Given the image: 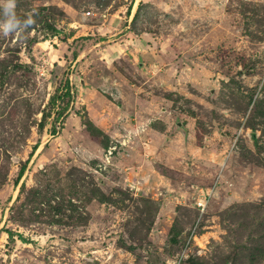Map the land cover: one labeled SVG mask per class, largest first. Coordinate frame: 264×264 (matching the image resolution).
I'll return each mask as SVG.
<instances>
[{
  "label": "rangeland",
  "instance_id": "374dc122",
  "mask_svg": "<svg viewBox=\"0 0 264 264\" xmlns=\"http://www.w3.org/2000/svg\"><path fill=\"white\" fill-rule=\"evenodd\" d=\"M15 2L0 264H264V0Z\"/></svg>",
  "mask_w": 264,
  "mask_h": 264
},
{
  "label": "clouds",
  "instance_id": "9594fccd",
  "mask_svg": "<svg viewBox=\"0 0 264 264\" xmlns=\"http://www.w3.org/2000/svg\"><path fill=\"white\" fill-rule=\"evenodd\" d=\"M0 5L3 7L4 19L0 21V29H2V35L7 37L9 34H15L19 38V33L25 31L29 26L35 23L32 15H28L27 19L21 21L15 12L16 2L15 0H0Z\"/></svg>",
  "mask_w": 264,
  "mask_h": 264
},
{
  "label": "trees",
  "instance_id": "16d2710c",
  "mask_svg": "<svg viewBox=\"0 0 264 264\" xmlns=\"http://www.w3.org/2000/svg\"><path fill=\"white\" fill-rule=\"evenodd\" d=\"M130 7H131V4L129 5L127 11H130ZM51 30H53L52 27H51ZM54 35H55V34H54ZM53 131H54V130H53ZM53 134H54V133H53ZM36 148H37V146L35 145V146L33 147V150L30 152L29 157H28V158L23 162V164L20 166L19 171H18V174H17V177H16V179H15V185H18L20 179L22 178V176H23V174H24V171L26 170L27 164L29 163L30 158L32 157V155H33V153H34V151H35ZM20 186H22V184H21Z\"/></svg>",
  "mask_w": 264,
  "mask_h": 264
},
{
  "label": "water",
  "instance_id": "95a60500",
  "mask_svg": "<svg viewBox=\"0 0 264 264\" xmlns=\"http://www.w3.org/2000/svg\"><path fill=\"white\" fill-rule=\"evenodd\" d=\"M135 3H136V0H135V2H134V4H133V7H134ZM178 126H180V123H178Z\"/></svg>",
  "mask_w": 264,
  "mask_h": 264
},
{
  "label": "built area",
  "instance_id": "2783aa9c",
  "mask_svg": "<svg viewBox=\"0 0 264 264\" xmlns=\"http://www.w3.org/2000/svg\"><path fill=\"white\" fill-rule=\"evenodd\" d=\"M203 203L202 202H199V205H201L202 207H203V205H202Z\"/></svg>",
  "mask_w": 264,
  "mask_h": 264
}]
</instances>
